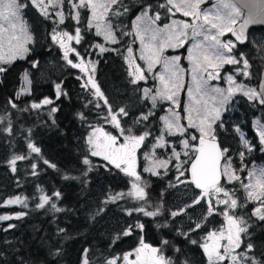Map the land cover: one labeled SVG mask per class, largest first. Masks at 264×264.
Here are the masks:
<instances>
[{"label":"snow or ice","instance_id":"snow-or-ice-1","mask_svg":"<svg viewBox=\"0 0 264 264\" xmlns=\"http://www.w3.org/2000/svg\"><path fill=\"white\" fill-rule=\"evenodd\" d=\"M204 2L205 0H181V3L177 4L174 0H167L166 4L158 3V5H153L149 0H144L140 5V16L133 21L135 38L139 39L142 46L140 59L147 63L148 72H151L155 64L162 63L165 73H167V76L159 75L158 78L162 88H158L155 95H152L150 89H144L146 100L150 98L152 101L151 109H149L147 114L139 116L134 121V124L148 121L149 117L153 115L152 110L157 107L158 100L169 101L173 105L177 103V89L181 86L179 80L180 73L183 71L177 62L181 57L168 58L164 55V50L165 48H182L185 46V41L189 40V38L193 41L192 46L188 49V58L192 64L193 81L196 84V92L203 101L202 108L198 110L199 115L196 120L191 115L192 109H187L189 112L187 127L181 124L180 114L171 107L168 109L167 115L160 117L163 121V128L160 129V134L156 136L155 142L151 145L154 150L153 153L145 154V158L150 159L151 162L144 171L150 172L152 175H159L157 168L167 169L169 164L176 161V169L179 172L177 180L180 183H185L186 181L180 180V177L185 175L186 169L184 166L190 164V183L195 186V189L200 190V195L188 207L200 205L206 199L208 201L207 215H222L224 220L223 226L220 229L209 232L204 238L205 242L200 245L207 257V264H264V259H258L254 255H250L255 247L250 242L252 237L250 229L253 227L250 217L246 213L237 214V210L244 209L246 203L258 201L259 206L253 209L251 216L264 222V169L260 170L255 183H243L241 176L237 174V169L233 168L230 148L224 147L222 143H217V130L224 128L225 125L222 113L231 107L229 102L233 101L236 92H242L248 100L258 101L259 105L264 106V83H261L259 91L244 84H237L234 80V75L237 77L239 75L249 77V61L243 55L239 58L236 57L235 50L237 45L235 43L231 41L223 42L220 39L227 31L235 36L236 41L243 42V26L239 32L231 27V25L236 23L239 9L236 5L227 2V0H218L214 11L202 10L201 5ZM242 4L249 9V19L245 20V25L253 22L257 17L264 20V0H242ZM65 5L69 7L65 8ZM32 7L39 9L45 19L52 20V41L58 43L60 48L64 50V60L73 68L80 67L81 71L85 70L82 64L73 63L69 59V52L75 51V49L69 48L67 41L75 39L77 44H81L83 39L81 31L83 27L82 10H90L92 14L88 22V28L91 29L94 26L96 35H103L104 39L113 45L120 42L118 37L129 35L127 32L119 31L120 24L113 20V17L128 15L130 7L125 3V0H79V3L76 0H0V64H10L17 57L22 58L29 51L26 45L31 43L32 36L29 32V23L25 17L28 10ZM57 8L61 10L55 11ZM173 8L177 12L183 10V15L185 17L192 16L194 21H200L202 16L203 22L190 24L173 20L171 25H165L163 28L154 27L155 23L161 20L160 11L172 12ZM72 9L76 10L75 16L72 15ZM149 11L156 14L150 16ZM66 20H75L77 22L75 37L69 35V32L61 27H67L65 25ZM144 20H149L151 22L150 25H142L141 22ZM188 29H191V37H189ZM198 37H202V39H197ZM146 38L148 43L145 42ZM6 43L8 52L4 51ZM96 47L100 48L101 53L109 51L102 45H96ZM194 49L198 50V55L196 56L192 55ZM127 51L131 53L133 49L128 47ZM77 55L79 56L80 53L77 52ZM241 61H243L242 69L240 68ZM133 64L134 61L129 60V68L131 69L129 76L132 77L130 83L138 85V81L145 80L146 75L139 65L133 67ZM226 65L235 66L233 74L223 76L220 69H223ZM33 66L35 67L36 64L34 63ZM5 70L4 67H0V73ZM221 78L227 80L229 84L227 90L219 87L212 88L208 85V81ZM24 81L25 83L29 82L27 73L24 75ZM92 87L96 89V96L103 98L99 88L94 83ZM56 88L59 96L61 94L60 85L57 84ZM26 91V88H22V92ZM22 92L17 93V97ZM189 95H192V89H189ZM209 100L212 101L211 106L208 104ZM52 103L53 101L50 99H44L41 103L32 104L31 107L35 109L40 108L41 104L50 105ZM107 103L108 101L105 100V104ZM12 106L16 107L14 103ZM252 107H257V104L253 103ZM259 110L264 113V108ZM56 111L55 107L51 108L50 115ZM109 115L113 126L120 129L121 135H123V143H118L117 136L104 132L100 128H94L87 141L91 149V155L101 156L105 161L132 177V191L127 193V195L136 200H146V186H142L141 175L135 170V158L136 150L142 145L147 146L145 142L150 136L154 135V132L146 130L141 135H132L131 129H129V134L125 135L120 117H128L130 113L125 108H120L118 113H114L109 106ZM254 123L259 125V142L264 146V124H260L259 119L254 121ZM145 127L149 128L150 126L145 125ZM192 128L199 132V137L192 136L193 141L198 139V146H190V142L186 138L188 129ZM236 132L240 134L241 144L250 152L252 150L250 143L239 127L236 128ZM177 136L185 137L179 141V146L182 149L183 156L188 158L186 160H181V151L176 150L175 143L170 145L166 139V137ZM28 147L34 153L41 151L40 148L34 147L31 143L28 144ZM168 148H171L168 159L161 160L156 158L155 150ZM261 151H264V147L261 148ZM239 155L243 162L244 152H239ZM23 158L21 156L13 157L11 161L13 170H15V162ZM45 163L48 162L45 161ZM83 163L88 165L90 161L85 158ZM32 167L35 170L37 166L33 164ZM242 170L240 169V171ZM33 174H35V171ZM248 175L252 177L255 174L249 172ZM65 179H68V177H65ZM234 182H240V186L246 193V201L244 203L238 201L235 187H228L230 184L234 185ZM53 195L59 198L61 194L56 192ZM118 198L120 197L114 196L109 199L114 202ZM40 200L41 203L38 206L42 208L49 202L50 198L41 196ZM6 203L22 204L23 201L20 197H16ZM52 208L55 211H61L55 203L52 204ZM136 210L146 216H156L158 214L157 212L146 211L142 207ZM181 213L186 214L185 209H181L180 212H172V216L175 217ZM21 215L18 214L15 218L19 219ZM11 218L8 215H0V221ZM8 227L12 228L15 226L10 224ZM138 227L143 228V225H138ZM200 228H202V225L196 223L195 229H190V231ZM59 231L63 232L64 230L60 229ZM130 234L131 226L124 232L125 236ZM181 234L188 235L187 233ZM170 243L168 240H163L160 247H152L141 239L140 246L134 250V253H125L122 260L124 264H171V261L163 254L164 247ZM192 243L196 244L197 241L192 240ZM87 252L88 250L85 249V256ZM133 254L135 255L134 260L130 259ZM83 264H89V261L85 258ZM107 264H118V258L108 260Z\"/></svg>","mask_w":264,"mask_h":264},{"label":"trees","instance_id":"trees-1","mask_svg":"<svg viewBox=\"0 0 264 264\" xmlns=\"http://www.w3.org/2000/svg\"><path fill=\"white\" fill-rule=\"evenodd\" d=\"M125 2L130 7L128 15L113 17V20L120 24L119 31L129 33L120 40L118 45H125L129 40L134 46L130 21L144 0H125ZM149 2L158 5L164 0H149ZM207 3L208 1L203 5ZM87 15L88 10H82L83 39L81 44L75 43L74 46L82 57L88 56L95 61V79L87 80L82 75L76 76L73 73L74 68L66 61L61 67L60 74L52 76L49 82L39 85L31 81V88L27 95L20 98L12 97L11 89L17 79H15L16 72L28 71L31 61L38 64L40 61L44 63L46 56H49L47 54L51 56L58 54V48L50 38L53 23L45 19L43 15L31 18L32 41L26 55L21 59L13 60L10 64L2 65L6 70L0 75V214L18 210L14 205L1 204L5 198L16 194L26 196L27 206L19 209L22 214L19 219L12 220V225L15 227L5 228L2 226L5 221L0 222V264H80L82 255L89 264H106L104 260L107 258L113 255L120 256L136 246L134 244L138 235L125 236L118 230L98 229L95 227L99 220L97 212L94 211L91 218L86 215L83 218L80 214L83 210L79 208L83 200L80 201V186H84V190L90 189V186L94 187L99 182L113 190L123 186L113 177L118 174V171H114L113 174L111 170H104V167L98 164V157L90 155L87 145L82 141L86 129L93 124H102V118L105 116V101L96 96V89L91 87L92 84L94 83L106 100L111 102L113 98L109 97L110 89L114 88L118 80L125 81L126 70L120 54L116 55L112 50L97 53L96 45L103 41L93 33L92 28H88ZM76 24L77 22L73 20H66L67 27H61L73 31ZM256 29L264 30L262 27H256ZM72 57L73 60H71L75 62L77 58L73 55ZM52 71L49 69L48 74H52ZM57 84L60 85L62 95L54 97L52 104H41L40 108L35 109L31 107L44 97L52 99V89H57ZM129 85L128 83L127 87ZM135 86L132 85V90ZM13 103L16 107L12 106ZM241 103L240 100L231 102L233 110L222 113L225 125L217 131V140L224 147H229L230 152L236 153L239 143L232 127L233 124H237L251 144L252 150L245 151V160L258 161L262 153L260 144L250 128V115L251 110H258L257 112L264 116V113L259 110L263 107L258 104L254 108L249 103L241 106ZM53 107L57 111L50 115ZM130 128L136 131L135 124ZM109 130L113 131L112 128ZM29 143L40 148L41 151L32 152L28 147ZM15 156L24 158L15 162V170H13L11 161ZM85 158H89V165L83 163ZM33 164L37 166L35 170L32 167ZM34 171L35 174H33ZM156 177H149V188L147 187L150 190L149 199L141 203L146 205L148 202L151 210L155 211L160 207L153 203V198L157 200L160 197L163 203L166 199V192H163L164 188L162 191V186L156 183L158 179ZM166 178L167 176L163 177V179ZM162 182V180L159 181V183ZM229 186L235 187L238 198V188L235 184ZM158 191H160L159 194H157ZM40 192L50 198L42 208L38 206L41 201L37 200ZM56 192L61 194L59 198L53 195ZM90 192L91 190L87 194ZM53 203L61 211L52 210ZM88 204L92 205V209L98 208L99 205L93 198ZM237 213H246L253 224L250 229L252 232L250 242L255 247L250 255L264 259V222L251 216L250 203H246L245 208L237 210ZM162 216L150 217L149 220L145 218L141 238L144 242L159 247L163 240H168L171 243L164 247V251L167 257L173 258L172 264H194L189 244L179 239L180 246L175 245L173 236L175 235L178 239V233L173 232L171 221ZM60 229L64 231L60 232ZM85 249L88 250L86 256ZM198 264H204V262L200 260Z\"/></svg>","mask_w":264,"mask_h":264},{"label":"rangeland","instance_id":"rangeland-1","mask_svg":"<svg viewBox=\"0 0 264 264\" xmlns=\"http://www.w3.org/2000/svg\"><path fill=\"white\" fill-rule=\"evenodd\" d=\"M208 1L207 4L205 5H201L202 10H209V11H214L215 6L217 5L218 0H205V2ZM77 3H79V0H76ZM167 0H164V2L161 3H165L166 4ZM175 3L179 4L181 3V0H174ZM227 2H230L234 5H236L234 3L233 0H227ZM126 3V2H125ZM66 7H69L68 5H65ZM140 6V5H139ZM170 7V6H169ZM236 7L239 9V15L236 17V22L240 19L242 11L241 9L236 5ZM61 9L57 8L55 9V11H59ZM76 10L72 9V15L75 16ZM54 14V12H53ZM141 14V7L139 8V10L135 13V15L131 18L130 21V28H131V33L133 34L134 37V46H132L131 41L127 40L125 45H112L111 42L106 41L103 37V35H100L99 37L102 39L103 43L101 44H97V45H102L105 48L112 50L116 55H118V50H119V54H120V59L123 62V65L125 66V81L123 82V80H118L117 84L114 85V88L110 89V93H109V97L113 98V100L111 102H108L107 104L104 105V112H105V116L102 118V124H93L91 126H89L86 131L84 132L83 136H82V141L84 144L87 145L88 150L90 152L91 155V149L89 144L87 143L88 138L90 136V134L93 132L94 128H100L102 129L104 132H108L112 135H115L118 137V143H123V135H121L120 129H117L113 126V124L110 122L111 121V117L109 115V106L111 107L112 111L114 113H118L120 108H125L130 115L128 117H120L121 121H122V128L124 129V133L125 135L129 134L128 129H132L130 128L131 125H134V121L141 116L142 114H147L149 112V109H151V105H152V101L150 98H148L146 100L145 96H144V89L148 88L151 90L152 95H155V92L158 88H162V85L160 83L159 80V75L163 74L165 76H167V73H165L164 70V66L162 63L159 64H155L151 70V72H148L147 68V63L144 60L140 59V54H141V49L142 46L140 44L139 39L135 38V32L133 30V21L136 20V18L138 16H140ZM156 13L149 11V15L150 16H154ZM39 15H42L41 12L39 11V9L32 7L28 10L27 15L25 17V19L28 21L29 23V32L32 36V32L30 30V25H31V18H37ZM91 11L88 10V15H87V23L89 22V19H91ZM160 15H161V20L157 21L154 25V27L157 28H163L165 25H171L173 20L176 21H183L186 23H202V16H201V20L200 21H194V18L192 16H188L185 17L183 15V10L177 12L175 10V8L172 9V12H167L166 10H161L160 11ZM179 15V16H178ZM34 16V17H33ZM50 21H52L51 19H49ZM74 22H76L75 20H73ZM103 23V22H101ZM142 25L144 26H148L150 25V21L149 20H144L141 22ZM233 25H231L232 27ZM63 28V27H62ZM63 30H67L69 32V35H72L73 37H75V28H73V31H69L66 28H63ZM93 33L96 35V31H95V27L93 26L92 28ZM189 33V37H191V29L187 30ZM215 31V30H213ZM122 32V31H121ZM51 33L52 31H50V38H51ZM124 36H120L118 37V40L120 41ZM197 39H202V37H198ZM220 39L223 42H233V40L231 39L229 32H225L223 36L220 37ZM52 40V39H51ZM247 43L245 45H243L242 47H238L237 52H236V57H241V55H243L244 58L248 59L249 61V77H244L243 75H239L238 77L236 75H234V80L236 81L237 84H244L247 87H252L256 89V83L255 80L257 78V72H258V68L260 67V65L262 64V59L264 57V30H260V29H256L253 28L251 30L248 31V36H247ZM146 43H148L147 38H146ZM15 43V42H13ZM76 43L75 39H73L72 41H67V45L69 48H74L75 51H71L69 52V59L73 60L72 55L74 56V58H77L75 62L76 64H82V66L84 67V71H81L80 67H75L73 69V73L78 76V75H82L84 78L88 79H95V61L92 59H89L88 56H86L85 58L81 56V54L79 56L77 55V50L74 46V44ZM193 41L191 40V38H189V40H187L185 42V46L180 48H176V49H172V48H165L164 50V55L168 58H172L175 56H180L181 59L177 62L179 64V67L181 69H183V71L180 73V87L177 89V96H176V100L177 103L175 105H173L171 102L169 101H157V107L155 109L152 110L153 115L149 117L148 121H141L138 124H135L136 126V131L135 129L131 130V134L132 135H141L143 134L146 130L149 131H153L154 135L150 136L148 138V140L145 142L147 146L142 145L139 149H137V158L138 160L135 161V170L138 174L141 175V182H142V186H146L145 187V191L147 193V198H148V194L150 193L149 185H148V181H149V177H156L158 178L156 183L162 188H164L163 192H166L165 195V203H163L161 201V198L158 197V199L154 200L153 198V203L155 202L160 209L158 208V210H151V208L148 205V202L146 203V205H142V201L144 200H136L134 198H132L131 196L127 195V193H129L130 191H132V177H129L128 175H126L123 171H121L120 169L116 168L114 165L110 164V163H102V167H104V170H111L113 171H118V174L113 175L114 179L117 182H120L123 186L120 189H111L108 188L106 185H104L103 183L101 184L100 182L95 184L94 187L90 186V189L86 188V190H84V186H80V192H81V199H80V205L79 208H82V213H80L82 215V217L84 218V215L88 216V217H92L94 214V211L97 212V214H99V220H97L96 228L98 229H103V230H107V229H113V231L118 230L121 231L122 233H124L126 230L129 229V227L131 226V235L135 234L138 235V239L136 241V243L134 245H136L131 251H128L126 253H134V250L136 248H138L140 246V241H141V233H142V229L138 227V225H145V218H148V220L150 219V217H157V216H165V218L167 217L172 225H173V232H177L178 233V239H176V236H173V240H175V245H179L180 246V242L179 239H181L183 241V243H188L189 244V249L191 251V255H192V259H193V263L194 264H198V261H202L204 262V264H207V257L205 256L202 247L200 246L201 244H203L204 238L207 236V234L213 230L216 229H220L223 224H224V220H223V216L222 215H214V216H208L207 215V207H208V201L205 199L202 201V203L200 205H195L192 207H188L189 205L193 204V200L198 198L200 195V190L195 189L192 184L190 183V181L188 180L187 177V173L185 171V175L180 177V180L182 181H186L185 183H180V181L177 180V177L179 176V172L176 169V161H173V163L169 164L167 169L164 168H157V171L159 172V175H152L150 172L144 171V169L146 167L149 166L150 164V159H146L145 158V154L146 153H153V149L151 147V145L155 142V138L156 136H158L160 134V129L163 128V121L160 119L161 116L167 115L168 114V109L171 107L174 109V111L178 112L181 116V124L185 127H187L188 125V115L189 112L187 111V109L191 108V115L193 117L194 120L197 119L199 112L198 110L202 108L203 105V101L200 98V95L196 92V84L193 81V73L191 71L192 69V64L189 61V52L188 49L192 46ZM234 43V42H233ZM53 44L55 46H57L58 48V54L57 55H53L51 56V54H47L49 56H46L45 58V62H47V64L45 65V62L43 63L42 61L38 63H36L35 61H31V65L30 67H28V71L27 70H21L19 72H16L15 75V79L16 82L13 85L11 92H12V97L13 98H20L24 95H27L30 91L31 88V81H34L36 83H39V85H43L45 84V82H49L52 79V76H57L58 74H60L61 71V67L63 65L64 62H66L63 58V49L60 48L58 43H54ZM26 47L29 48V44L26 45ZM128 47H131L133 49V51L131 53H129L127 51ZM5 52H8V45L6 43L5 48H4ZM97 53L100 54V48L97 47ZM147 54V53H146ZM26 55V53L23 55V57ZM193 56L198 55V50H193L192 53ZM22 57V58H23ZM16 59H21L20 57H17ZM15 59V60H16ZM129 60L134 61L133 67H135L136 65H139L142 69V71L144 72V74L146 75V79L143 81H138L141 82V84L139 83L138 85L135 86V88L132 90V85L130 83L132 77L129 76V71L131 70L129 68ZM36 64V66L34 67L33 64ZM1 66V64H0ZM235 66L232 65H226L223 69H220V71L223 73V76H227L229 74H233V68ZM240 68H243V61H241L240 63ZM51 69L52 74H48V70ZM211 71V69H209ZM25 73H27V77H28V83H25L24 81V75ZM206 76V74H205ZM129 80V81H127ZM148 82V83H147ZM128 83L130 84L129 87H127ZM208 85L212 88L215 87H219L221 89L227 90V88L229 87V84L227 82L226 79L221 78L218 80H211L208 81ZM92 87V86H91ZM22 88H26L27 91L26 92H22ZM189 89H192V95H189ZM257 90V89H256ZM22 94L17 97V93H21ZM61 93V92H60ZM52 94H53V98L50 99L49 97H44L40 100L39 103H41L44 99H50L51 101H53L54 97H57V89H52ZM101 99H103L104 101L106 100V98L103 96V93ZM62 95V93L60 94ZM136 96V97H134ZM110 98V99H111ZM237 100H240L241 106L243 105H247L249 104H253L256 103L258 106V101H250L248 100V98L246 96L243 95L242 92H236L235 96L233 97V101H230L229 103L233 102L235 103ZM209 106L212 105V101L209 100L208 101ZM231 105V104H230ZM256 108V107H255ZM233 110V108H229L228 111L231 112ZM258 111V110H257ZM257 111H252L251 110V115H250V128L251 130L254 132L256 139L259 142V125L255 124L254 121H256L257 119H259L260 124H264V118L263 116L258 113ZM106 124V125H104ZM145 125H149V128H146ZM239 127L237 124H233V130L237 136L238 139V151L235 153V151H231V156L233 159V168L237 169V174H239L241 176V180L243 181V183H255L256 178L259 176V172L261 169H264V151H261V148L264 147L260 144V151L262 153V156L260 158V160L256 161V160H245V151H247V148H245L241 142H240V134L236 132V128ZM109 128H112L113 131H110ZM240 128V127H239ZM241 129V128H240ZM5 131L6 133L8 132V126L5 127ZM135 131V132H134ZM219 131V129L217 130ZM134 132V133H133ZM241 132L244 135L243 130L241 129ZM199 135V132L192 128V129H188V134H187V139L190 142V146H196V140L193 141L192 140V136ZM245 137V135H244ZM185 137L183 136H177V137H166V139L168 140L169 144H173L175 143L176 145V150L177 151H181V160H186L188 159L187 157H184L182 154V149L179 146V141L184 139ZM246 138V137H245ZM247 139V138H246ZM251 146V144H250ZM171 152V148L168 149H158L155 150V156L157 159H168L169 155ZM239 152H244V159L243 162L241 161ZM96 157H100L101 156H96ZM89 160V158H88ZM90 161V160H89ZM90 164V163H89ZM88 164V165H89ZM187 165V164H186ZM186 165L184 166L186 169ZM115 168V169H112ZM240 169H243L242 171H240ZM249 172H253L255 175L250 177L248 175ZM164 176H167L166 179H163ZM163 181L162 183H159V181ZM235 186L238 188L239 190V197L237 198L239 202L244 203L246 201V193L244 192L243 188L240 186V182H234ZM148 187V188H147ZM229 188H231L228 185ZM91 190V192L89 194H87L89 191ZM160 191L157 192V194H159ZM122 194V195H121ZM44 196V194L42 192L39 193L37 200H40V197ZM114 196H119L120 198L116 199L114 202L111 201L109 198L110 197H114ZM159 196V195H158ZM16 197H20L21 200L23 201V203H13V204H7L6 202L8 200H12L15 199ZM95 199L98 202V208L92 209V205H89L88 203H91V200ZM86 202V203H85ZM93 202V201H92ZM142 203V204H141ZM251 204V212L253 211V209L257 206H259V202L258 201H254V202H248ZM4 206H11L14 205L16 206V208H18L17 211L13 212V213H2L0 215H8L10 217H12L9 220H4L5 222L2 224V226H4L5 228H8V226L12 223V220H14V218L18 215L21 214V212L19 211L20 208H25L27 206V198L26 196H24L23 194H16L15 196H10L7 197L3 200V202L1 203ZM88 205V206H87ZM87 206V207H85ZM163 206V207H162ZM144 208L146 211H150V212H159L156 216H146L144 215L142 212L137 211L136 209L138 208ZM163 208V209H162ZM181 209H185V213H181L175 217L172 216V212H180ZM52 210H54L52 208ZM129 213H131L129 215ZM239 215V213H237ZM162 216V217H163ZM205 217H207V219H205ZM143 220V221H142ZM2 222V221H0ZM196 223H200L202 225V228L200 229H196L195 231H190V229H195V225ZM181 233H187L188 235H182ZM192 240H196L197 243L193 244ZM144 241V240H143ZM226 242V241H224ZM147 244H149L148 242H145ZM223 243V242H222ZM152 247H159L156 245H151ZM194 251V252H193ZM125 254V252L118 256V255H113L109 258H107L105 261V263L107 264V261L112 259V258H118V264H124L122 257ZM165 255V257L167 259H169L171 261H173V258H169L167 257L165 251L163 253ZM81 261L80 264H83L84 261V257L83 255L81 256ZM130 259L134 260L135 259V255L133 254L132 256H130ZM199 259V260H198Z\"/></svg>","mask_w":264,"mask_h":264},{"label":"water","instance_id":"water-1","mask_svg":"<svg viewBox=\"0 0 264 264\" xmlns=\"http://www.w3.org/2000/svg\"><path fill=\"white\" fill-rule=\"evenodd\" d=\"M233 1L242 10V14H241L240 19L232 26V28L236 30L237 32H239L243 26V42H245L248 36L249 29L254 28V27L264 28V20L257 17L254 19L253 22H249L248 24L245 25V20L249 19V9L243 6L242 0H233ZM229 35L232 39H234L236 43H243V42L236 41L235 36H233L231 32H229ZM261 83H264V61L259 71V75H258V79L256 83L257 91H259ZM262 107L264 108V106ZM197 137H199V135ZM198 143L199 141L197 139L196 146H198ZM217 143H219L218 140H217ZM186 173H187L188 180L191 181L190 164L186 165ZM192 186L195 188L194 185Z\"/></svg>","mask_w":264,"mask_h":264},{"label":"flooded vegetation","instance_id":"flooded-vegetation-1","mask_svg":"<svg viewBox=\"0 0 264 264\" xmlns=\"http://www.w3.org/2000/svg\"><path fill=\"white\" fill-rule=\"evenodd\" d=\"M254 28H256V27H254ZM251 29H253V28H251ZM251 29H249V30H251ZM231 39H232V38H231ZM232 40H233V42L237 45L236 49H238V47H242L243 45H245V44L247 43V41H245V42H243V43H236V42L234 41V39H232ZM236 52H237V50H235V55H236ZM263 61H264V57H263V59H262V64H263ZM262 64H261L260 67L258 68L257 78H256L255 83H257V79H258L259 71H260V69H261ZM2 65H4V64H1L0 67H3ZM0 75H1V73H0ZM263 115H264V114H263ZM263 118H264V116H263ZM195 136H196V135H195ZM137 157H138V156H137V150H136V158H135V161L138 160ZM98 159H99L98 164H101V165H102L103 162H105V163L108 164V161H105L103 158H100V157H99ZM101 165H100V166H101ZM112 169H115V168H112Z\"/></svg>","mask_w":264,"mask_h":264}]
</instances>
